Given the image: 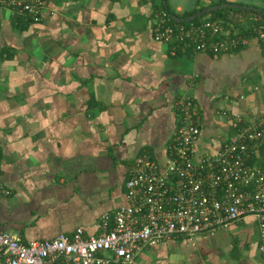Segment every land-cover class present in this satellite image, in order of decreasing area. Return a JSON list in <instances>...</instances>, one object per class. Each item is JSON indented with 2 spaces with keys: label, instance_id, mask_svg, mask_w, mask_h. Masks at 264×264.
Listing matches in <instances>:
<instances>
[{
  "label": "crops",
  "instance_id": "0c3cea01",
  "mask_svg": "<svg viewBox=\"0 0 264 264\" xmlns=\"http://www.w3.org/2000/svg\"><path fill=\"white\" fill-rule=\"evenodd\" d=\"M223 3L264 11V0H166L179 17ZM160 9V0H45L32 23L0 8V231L22 241L97 234L100 215L127 203L134 158H167L181 96L200 117L198 157L232 138L222 109L264 115V39L243 32L262 18L223 8L203 19L232 24L246 44L171 55L152 36ZM258 246L245 218L212 235L163 239L132 264H261Z\"/></svg>",
  "mask_w": 264,
  "mask_h": 264
},
{
  "label": "built area",
  "instance_id": "2783aa9c",
  "mask_svg": "<svg viewBox=\"0 0 264 264\" xmlns=\"http://www.w3.org/2000/svg\"><path fill=\"white\" fill-rule=\"evenodd\" d=\"M0 8L37 23L45 0H0ZM256 32L264 39L263 23ZM152 36L168 45L171 55L178 50L229 53L249 37L220 18L173 22L163 8L153 15ZM175 108L180 121L167 158L147 152L134 158L125 180L127 203L100 215L97 234L85 236L77 228L51 239L22 241L0 231V264H132L163 239L212 235L245 218L255 221L264 264V115L247 118L222 109L232 138L198 157L202 125L196 103L185 95Z\"/></svg>",
  "mask_w": 264,
  "mask_h": 264
},
{
  "label": "water",
  "instance_id": "95a60500",
  "mask_svg": "<svg viewBox=\"0 0 264 264\" xmlns=\"http://www.w3.org/2000/svg\"><path fill=\"white\" fill-rule=\"evenodd\" d=\"M163 3L165 4V8L167 9V6H166V0H163ZM246 8L248 10H252V11H255V12H258V13H262V15L264 16V11H262L261 9L259 8H255V7H252V6H247V5H238V4H231V3H223V4H217V5H212V6H209V7H206L205 9L203 10H200L188 17H183V16H177L171 12H169V15L171 17V19L175 22H188V21H192L194 19H196L197 17L201 16V15H204L206 13H209V12H212V11H217L219 9H223V8Z\"/></svg>",
  "mask_w": 264,
  "mask_h": 264
},
{
  "label": "trees",
  "instance_id": "16d2710c",
  "mask_svg": "<svg viewBox=\"0 0 264 264\" xmlns=\"http://www.w3.org/2000/svg\"><path fill=\"white\" fill-rule=\"evenodd\" d=\"M160 3H161V8H163L164 10H166L168 13L170 12L169 10H168V8L166 9L165 8V5H164V3H163V1L162 0H160ZM204 8H201L200 10H203ZM225 9H219V10H217V11H213V12H210V13H206V14H204V15H201V16H199V17H197L196 19H194V20H192V22H198L200 19H203L204 17H206V16H209V17H214V16H223L222 14V11H224ZM233 10H242V9H233ZM196 12H198V11H194V12H192V13H186V14H183V17H188V16H190V15H192V14H194V13H196ZM252 13H254V14H256V15H258V16H260L261 18H262V20H263V24H264V16L262 15V13H258V12H255V11H251ZM173 22H175V21H173ZM189 22V21H188ZM181 23H187V22H181ZM256 28H257V26H256ZM244 33H246L247 35H254L255 33H256V30H255V32H254V29H252V28H249L248 30H246V31H243ZM181 51V50H180ZM181 52H184V51H181Z\"/></svg>",
  "mask_w": 264,
  "mask_h": 264
},
{
  "label": "rangeland",
  "instance_id": "374dc122",
  "mask_svg": "<svg viewBox=\"0 0 264 264\" xmlns=\"http://www.w3.org/2000/svg\"><path fill=\"white\" fill-rule=\"evenodd\" d=\"M254 238V237H253Z\"/></svg>",
  "mask_w": 264,
  "mask_h": 264
}]
</instances>
